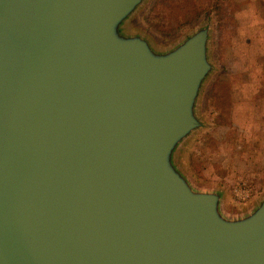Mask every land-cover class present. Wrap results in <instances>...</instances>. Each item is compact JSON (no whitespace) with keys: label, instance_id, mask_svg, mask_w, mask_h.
I'll return each mask as SVG.
<instances>
[{"label":"water","instance_id":"1","mask_svg":"<svg viewBox=\"0 0 264 264\" xmlns=\"http://www.w3.org/2000/svg\"><path fill=\"white\" fill-rule=\"evenodd\" d=\"M147 1L0 0V264H264V196L231 215L179 162L211 22L161 46Z\"/></svg>","mask_w":264,"mask_h":264},{"label":"rangeland","instance_id":"2","mask_svg":"<svg viewBox=\"0 0 264 264\" xmlns=\"http://www.w3.org/2000/svg\"><path fill=\"white\" fill-rule=\"evenodd\" d=\"M155 1H147L133 25L158 45L175 44L211 22L214 72L200 103L207 127L183 146L179 162L196 186L223 190L225 210L240 215L264 196V0H233L235 27L223 36L210 14L174 30L175 26L157 30L153 26ZM220 77L231 81L232 106L237 107V112L232 107L230 113L231 126L213 122L217 111L212 92Z\"/></svg>","mask_w":264,"mask_h":264},{"label":"trees","instance_id":"3","mask_svg":"<svg viewBox=\"0 0 264 264\" xmlns=\"http://www.w3.org/2000/svg\"><path fill=\"white\" fill-rule=\"evenodd\" d=\"M152 10L156 14L153 26L159 31H168L173 26V30L180 28L206 14L214 16L222 36L236 23L233 0H157ZM212 93L217 111L213 122L216 126H231V81L218 78Z\"/></svg>","mask_w":264,"mask_h":264},{"label":"crops","instance_id":"4","mask_svg":"<svg viewBox=\"0 0 264 264\" xmlns=\"http://www.w3.org/2000/svg\"><path fill=\"white\" fill-rule=\"evenodd\" d=\"M237 100V99H236ZM235 100V101H236ZM236 103H237V101H236ZM238 105V104H237ZM233 107V109L236 111L237 110V107H236V104H234V106H232ZM237 112V111H236Z\"/></svg>","mask_w":264,"mask_h":264}]
</instances>
